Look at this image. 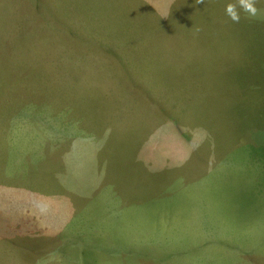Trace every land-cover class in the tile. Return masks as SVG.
Listing matches in <instances>:
<instances>
[{"label":"rangeland","instance_id":"1","mask_svg":"<svg viewBox=\"0 0 264 264\" xmlns=\"http://www.w3.org/2000/svg\"><path fill=\"white\" fill-rule=\"evenodd\" d=\"M235 2L0 0V264H264V0Z\"/></svg>","mask_w":264,"mask_h":264},{"label":"clouds","instance_id":"2","mask_svg":"<svg viewBox=\"0 0 264 264\" xmlns=\"http://www.w3.org/2000/svg\"><path fill=\"white\" fill-rule=\"evenodd\" d=\"M197 4H203L204 0H196ZM258 0H236L235 3L226 5L225 13L233 23H239L241 12L246 13L249 18H254L260 11L256 5Z\"/></svg>","mask_w":264,"mask_h":264},{"label":"crops","instance_id":"3","mask_svg":"<svg viewBox=\"0 0 264 264\" xmlns=\"http://www.w3.org/2000/svg\"><path fill=\"white\" fill-rule=\"evenodd\" d=\"M11 121H12V120H11ZM26 122H28L27 118L24 119V120H22V121H21V124H20L18 127H16L15 130H17L18 128H21V127H28V125L25 124ZM11 131H13V130L11 129Z\"/></svg>","mask_w":264,"mask_h":264}]
</instances>
